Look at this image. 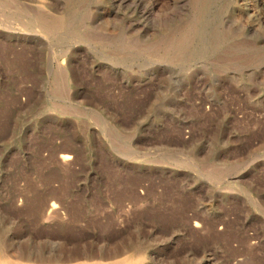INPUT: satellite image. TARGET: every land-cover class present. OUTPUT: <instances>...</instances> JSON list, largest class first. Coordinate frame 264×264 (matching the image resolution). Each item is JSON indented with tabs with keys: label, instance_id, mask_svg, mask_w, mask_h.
<instances>
[{
	"label": "rangeland",
	"instance_id": "rangeland-1",
	"mask_svg": "<svg viewBox=\"0 0 264 264\" xmlns=\"http://www.w3.org/2000/svg\"><path fill=\"white\" fill-rule=\"evenodd\" d=\"M159 3V18L172 14L171 3ZM106 5L80 0L74 26L49 42L58 61L61 50L73 52L78 101L108 114L107 128L93 124L91 135L85 117L58 114L75 104L61 96L58 79L45 76V61L31 44L28 101L20 99L31 107L22 106L23 120L0 123L1 248L31 254L20 259L34 264L128 253L145 264H264V211L249 196L254 189L264 195V165L250 162L264 117L250 104V67L238 71L247 54L262 62L264 24L262 37L250 34L254 45L242 49L217 28L223 19L245 24L248 18L237 16L234 0H214L195 46L159 65L152 54L119 47L129 40L121 17L133 15V7L122 5L114 26L103 16ZM103 56L116 62V72L94 65ZM115 120L122 133L111 126ZM83 122L88 126L77 136ZM71 140L75 150L65 148ZM63 150L71 154L67 163L59 157ZM173 153L194 165H170Z\"/></svg>",
	"mask_w": 264,
	"mask_h": 264
},
{
	"label": "bare ground",
	"instance_id": "bare-ground-1",
	"mask_svg": "<svg viewBox=\"0 0 264 264\" xmlns=\"http://www.w3.org/2000/svg\"><path fill=\"white\" fill-rule=\"evenodd\" d=\"M159 1L161 0H106L107 5L104 7L103 16L108 17L111 24L115 26L116 19L121 17L119 13L121 6L124 4L132 6L134 14L121 17L124 31L128 33L129 36L127 38L129 40L121 43L119 47L129 54H152L155 56L157 63L162 65L169 64L168 62L189 53L191 48L195 46L197 36L205 20V12L207 9H211V3L214 0H163L173 6L172 14L165 18H159L154 12L158 4H160ZM241 1L234 0L235 12L241 19L243 17L248 18V22L240 24L237 21H232L229 24L231 20L223 19L220 25L222 28L219 27L217 29L226 33L230 40L241 42V48L246 49L247 43H252L251 38L253 35L251 37L248 36L252 33L255 36L260 35L258 30L264 24V0ZM79 2L80 0H35L32 5L31 0H0V123L9 124L23 120L26 114L25 111L21 110L22 106L31 107V105L29 106L20 99H23L21 95H24L28 101L29 88L26 84L31 72L30 52L33 42L36 46L37 57H40V59L43 57L45 61L43 62L42 60L45 76L53 77L55 80L58 79L57 86L64 88V94H61V96L66 98L69 104H75L65 109L57 110L58 114L73 116L77 119L80 117L88 119V125L91 124V127L85 126V122L82 124L78 123L80 130L76 131L77 136H80L81 128H86L87 126L88 131L91 132L90 134H94L96 130L92 126L93 124L101 129L107 128L108 119L106 115L108 114L105 113L103 117L92 110L91 107L85 106L78 101L81 95V88L76 86L79 78L75 71L72 70L73 52L71 53L66 49L61 50L62 61L57 60L59 57L57 55L50 57L52 50L49 38L57 37L65 30H71L77 17L76 7ZM136 13L140 15L137 16ZM160 21H163V23L158 27L157 25ZM84 41L89 49L93 48V44L86 39ZM253 43L252 45H254ZM69 47L72 50L75 49L73 44L68 45L67 48L69 49ZM262 53V62H257L253 56L245 55L239 61L241 66L238 71L242 73L244 69L250 67L248 70L250 72L247 75L253 76L248 78L255 82L251 86L249 94L252 98L250 104L254 109L259 110L264 117V87L261 86L264 85V51ZM101 60V63L97 62L94 65L101 66L103 64L116 72L117 68L114 66L116 62L112 58L103 56ZM53 62L57 63L56 66ZM259 77L262 78L259 79ZM49 95L50 97L53 96ZM37 97L39 99V95ZM17 105H19L18 111H16ZM52 105L51 102V109L53 108ZM107 112L109 111L107 110ZM111 126H113L114 130L121 133L125 130L122 124L116 122V120ZM1 133H3V130L0 128ZM253 137L260 142V146L253 150L250 162H252V166L264 165V127L259 133H254ZM51 143V145H54L53 142ZM71 143L65 148L75 150L77 148L75 142L71 140ZM174 156L176 157H167L171 161L170 165H194L193 158L187 156L184 158L181 154H175ZM59 157L63 162L67 163L71 158V154L65 151ZM215 176L216 173L212 172L209 173L208 178L212 180ZM249 196L252 198L253 205L259 211H264V206L260 203L264 195L259 194L258 190L254 189L249 191ZM55 209V202H51L48 211L53 212ZM194 225L198 226L199 223L195 222ZM23 256L29 260L34 257L31 254H24ZM23 256L16 250L12 252L4 250L0 246V264H34L30 261L21 260L20 258H23ZM38 259L40 261L59 260L56 256H39ZM76 264L145 263H142L136 254L128 253L108 261L84 260Z\"/></svg>",
	"mask_w": 264,
	"mask_h": 264
}]
</instances>
